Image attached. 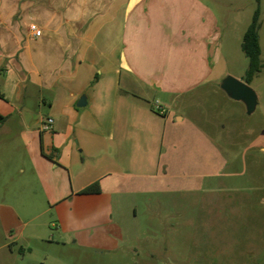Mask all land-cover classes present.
I'll return each mask as SVG.
<instances>
[{"label": "crops", "instance_id": "obj_1", "mask_svg": "<svg viewBox=\"0 0 264 264\" xmlns=\"http://www.w3.org/2000/svg\"><path fill=\"white\" fill-rule=\"evenodd\" d=\"M224 2L0 0V221L27 224L55 208L109 213L113 203L101 198L160 177L171 116L185 121L177 107L220 89L227 73ZM260 26L252 87L264 70ZM245 72L231 75L244 81ZM96 181L100 193L80 192Z\"/></svg>", "mask_w": 264, "mask_h": 264}, {"label": "rangeland", "instance_id": "obj_2", "mask_svg": "<svg viewBox=\"0 0 264 264\" xmlns=\"http://www.w3.org/2000/svg\"><path fill=\"white\" fill-rule=\"evenodd\" d=\"M224 3L226 75L241 74L257 3ZM260 19L264 50V0ZM253 89L261 99L252 115L218 88L177 107L186 120L171 116L153 170L160 177L134 178L101 198L111 212L66 216L55 208L27 224L0 221V264H264V70ZM81 224L88 228L77 230Z\"/></svg>", "mask_w": 264, "mask_h": 264}, {"label": "trees", "instance_id": "obj_3", "mask_svg": "<svg viewBox=\"0 0 264 264\" xmlns=\"http://www.w3.org/2000/svg\"><path fill=\"white\" fill-rule=\"evenodd\" d=\"M256 8L253 12L251 21L244 32L241 49L248 58V67L244 75V81L248 84L260 73L263 63L261 57V46L258 36V27L261 16V0H256ZM81 193L97 194L101 192V186L98 181L83 188Z\"/></svg>", "mask_w": 264, "mask_h": 264}, {"label": "water", "instance_id": "obj_4", "mask_svg": "<svg viewBox=\"0 0 264 264\" xmlns=\"http://www.w3.org/2000/svg\"><path fill=\"white\" fill-rule=\"evenodd\" d=\"M219 87L230 99L243 103L248 115L256 111L259 103L258 95L248 83L228 74L221 79ZM85 99L86 97L83 96L78 105L83 106Z\"/></svg>", "mask_w": 264, "mask_h": 264}, {"label": "built area", "instance_id": "obj_5", "mask_svg": "<svg viewBox=\"0 0 264 264\" xmlns=\"http://www.w3.org/2000/svg\"><path fill=\"white\" fill-rule=\"evenodd\" d=\"M29 31L34 36H40L41 35V29L36 24H34V23H31L29 25ZM155 107L157 109H159L162 113L164 112V110L161 107V105L159 104V102H156L155 103ZM52 123H53V119H51V118L47 119V121L45 123H43V125H42V130L43 131L49 130L51 128V124Z\"/></svg>", "mask_w": 264, "mask_h": 264}]
</instances>
